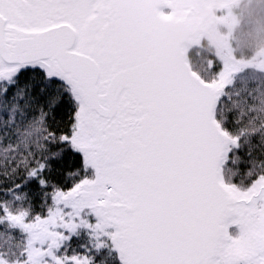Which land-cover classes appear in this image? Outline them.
I'll return each instance as SVG.
<instances>
[{
	"label": "snow or ice",
	"instance_id": "1",
	"mask_svg": "<svg viewBox=\"0 0 264 264\" xmlns=\"http://www.w3.org/2000/svg\"><path fill=\"white\" fill-rule=\"evenodd\" d=\"M0 264H264V0H0Z\"/></svg>",
	"mask_w": 264,
	"mask_h": 264
}]
</instances>
